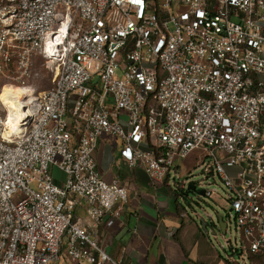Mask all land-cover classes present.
Listing matches in <instances>:
<instances>
[{
  "label": "built area",
  "instance_id": "built-area-1",
  "mask_svg": "<svg viewBox=\"0 0 264 264\" xmlns=\"http://www.w3.org/2000/svg\"><path fill=\"white\" fill-rule=\"evenodd\" d=\"M37 56L56 75L24 131L0 112V264H121L99 226L129 188L101 174L104 136L158 182L201 150L241 231L232 262L264 264V0H0V68Z\"/></svg>",
  "mask_w": 264,
  "mask_h": 264
},
{
  "label": "crops",
  "instance_id": "crops-1",
  "mask_svg": "<svg viewBox=\"0 0 264 264\" xmlns=\"http://www.w3.org/2000/svg\"><path fill=\"white\" fill-rule=\"evenodd\" d=\"M120 150V142L104 136L95 152L102 176L129 188V200L120 205L119 214L107 215L99 226L103 249L121 264H231L230 257L224 258L214 248L198 220L185 215L183 204L169 186L171 171L180 172L181 161L195 154L192 164L199 166L204 153L195 150L178 159L163 182H158L143 168H130ZM175 192L177 196L179 190ZM75 212L89 225L84 202ZM59 264L70 263L62 260Z\"/></svg>",
  "mask_w": 264,
  "mask_h": 264
},
{
  "label": "rangeland",
  "instance_id": "rangeland-1",
  "mask_svg": "<svg viewBox=\"0 0 264 264\" xmlns=\"http://www.w3.org/2000/svg\"><path fill=\"white\" fill-rule=\"evenodd\" d=\"M55 65L49 63L46 58L37 56L30 67L29 74L23 73L15 65L1 67L0 93L4 86L9 85L25 91L32 98L38 97L41 92L53 87L56 75ZM7 111L6 105L0 99V112L6 114L8 113ZM114 140L119 142L118 139ZM193 162H195V154L181 161L180 172H175L174 169L171 171L169 186L171 187L172 193L183 204V212L185 215L190 214L199 223L201 218L208 220L209 215L222 216L224 222L227 224V229L225 233L223 232V226L221 228L217 226L210 229V240L214 248L224 258L233 257L234 259H238V255L232 253L231 247L240 248L243 241L241 231L237 228L233 216L230 214V192L217 174L206 178L203 167L197 164L193 165ZM53 171L57 179L63 180L65 178V174L61 170L54 169ZM191 181L195 183L197 190L216 189L217 192L213 191L212 196H206L204 194L199 195L194 191H188L187 184ZM181 185H184V188H181ZM175 189L179 190L177 196L175 195Z\"/></svg>",
  "mask_w": 264,
  "mask_h": 264
},
{
  "label": "bare ground",
  "instance_id": "bare-ground-1",
  "mask_svg": "<svg viewBox=\"0 0 264 264\" xmlns=\"http://www.w3.org/2000/svg\"><path fill=\"white\" fill-rule=\"evenodd\" d=\"M48 40H50V38H48ZM53 62L52 59L49 61L51 64ZM0 99L6 105L8 110V127L16 129L17 131L19 130V132L22 133L25 128L24 124L26 123L23 119V115L24 113H27L28 117L32 115L33 108L29 106V103L36 100V98L30 97L25 91L18 89L15 86L6 85L1 90Z\"/></svg>",
  "mask_w": 264,
  "mask_h": 264
},
{
  "label": "water",
  "instance_id": "water-1",
  "mask_svg": "<svg viewBox=\"0 0 264 264\" xmlns=\"http://www.w3.org/2000/svg\"><path fill=\"white\" fill-rule=\"evenodd\" d=\"M27 118H28L27 113H24L23 119L26 120ZM182 187H184V185H182ZM187 190L197 192L199 195L204 194V189L197 190L195 183L192 181L187 184ZM199 221H200L201 228L208 235L210 234V229L215 228L217 226H220V228L221 226H223V230H224L223 232L225 233L226 223L224 222V218L222 216L209 215L208 220L201 218Z\"/></svg>",
  "mask_w": 264,
  "mask_h": 264
},
{
  "label": "trees",
  "instance_id": "trees-1",
  "mask_svg": "<svg viewBox=\"0 0 264 264\" xmlns=\"http://www.w3.org/2000/svg\"><path fill=\"white\" fill-rule=\"evenodd\" d=\"M181 188H184V187H182V186H181ZM227 261H228L229 263H231V264L233 263V262H232V261H230L229 259H227Z\"/></svg>",
  "mask_w": 264,
  "mask_h": 264
}]
</instances>
